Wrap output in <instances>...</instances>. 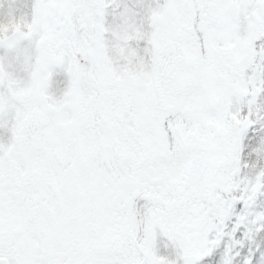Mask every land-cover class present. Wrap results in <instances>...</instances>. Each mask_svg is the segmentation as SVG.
Segmentation results:
<instances>
[{
  "label": "snow or ice",
  "instance_id": "snow-or-ice-1",
  "mask_svg": "<svg viewBox=\"0 0 264 264\" xmlns=\"http://www.w3.org/2000/svg\"><path fill=\"white\" fill-rule=\"evenodd\" d=\"M260 196L264 0H0V264H235Z\"/></svg>",
  "mask_w": 264,
  "mask_h": 264
},
{
  "label": "trees",
  "instance_id": "trees-1",
  "mask_svg": "<svg viewBox=\"0 0 264 264\" xmlns=\"http://www.w3.org/2000/svg\"><path fill=\"white\" fill-rule=\"evenodd\" d=\"M258 204L256 207V210H252L253 213L256 212H264V196H260L257 198ZM259 208V209H258ZM264 232H261L256 235V238L258 236H261L262 238L258 240V243H253L252 241L249 242L243 237V234L238 240H244V247L241 248V256L235 261V264H242L243 258L249 254V249L252 250V264H264Z\"/></svg>",
  "mask_w": 264,
  "mask_h": 264
},
{
  "label": "rangeland",
  "instance_id": "rangeland-1",
  "mask_svg": "<svg viewBox=\"0 0 264 264\" xmlns=\"http://www.w3.org/2000/svg\"><path fill=\"white\" fill-rule=\"evenodd\" d=\"M121 2L127 4L131 8V7H134V5L136 4L137 0H121ZM258 139L259 138H257V143H258ZM252 146L255 147V146H257V144L254 143ZM248 160H249V163H251L253 160H255V156L248 157ZM257 204H258V200L256 201V204H255V206L253 207L252 210H256ZM237 207L239 208V206H237ZM241 235H242V230L240 232H237L236 237H241ZM262 236H264V235H262ZM261 238H262L261 236H258L257 238L255 236L252 242L253 243L255 242L257 244L258 240L261 239ZM225 242H227V238H225ZM223 246L224 245L222 244L221 245V249H223ZM263 249H264V246H263ZM236 250L240 251L241 248H239V246H237Z\"/></svg>",
  "mask_w": 264,
  "mask_h": 264
}]
</instances>
